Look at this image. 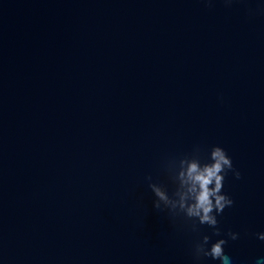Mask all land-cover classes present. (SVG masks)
Returning a JSON list of instances; mask_svg holds the SVG:
<instances>
[{"label":"water","instance_id":"obj_1","mask_svg":"<svg viewBox=\"0 0 264 264\" xmlns=\"http://www.w3.org/2000/svg\"><path fill=\"white\" fill-rule=\"evenodd\" d=\"M212 146L240 172L220 237L147 179ZM228 231L264 257V0H0V264H195Z\"/></svg>","mask_w":264,"mask_h":264},{"label":"clouds","instance_id":"obj_2","mask_svg":"<svg viewBox=\"0 0 264 264\" xmlns=\"http://www.w3.org/2000/svg\"><path fill=\"white\" fill-rule=\"evenodd\" d=\"M225 3L230 4L232 0H225ZM165 171L172 185L171 192L165 184L153 183L152 178L147 177L150 181L148 187L155 197L153 207L167 210L174 225L181 222L193 232L207 225L212 229V235L222 236L217 217L234 204L232 198L223 192L224 180L229 173L240 179V172L234 168L225 149L212 146L207 158L202 159L197 148L192 154L167 161ZM223 235L228 239L220 238L212 242L209 235H203L194 242L192 256L195 264H200L206 258L220 264H231V257L225 253L224 246L228 240L239 239L240 234L228 231ZM253 235L264 241V232ZM255 264H264V257L257 259Z\"/></svg>","mask_w":264,"mask_h":264}]
</instances>
